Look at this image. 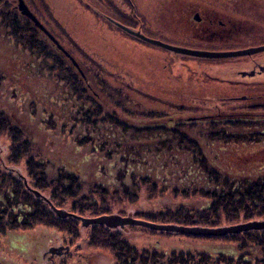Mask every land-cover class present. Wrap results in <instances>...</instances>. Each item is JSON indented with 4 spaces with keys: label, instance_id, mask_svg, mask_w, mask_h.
<instances>
[{
    "label": "trees",
    "instance_id": "16d2710c",
    "mask_svg": "<svg viewBox=\"0 0 264 264\" xmlns=\"http://www.w3.org/2000/svg\"><path fill=\"white\" fill-rule=\"evenodd\" d=\"M1 1L0 21L9 35L38 59L52 60L53 69L60 72L58 80L69 85L78 103L76 114L62 113L61 121L50 114L54 124L61 123L50 125V130L61 127L58 132L66 136L57 144L55 156L67 157L58 163L51 162L52 157L39 146L49 135L35 124L37 119H31L36 109L29 118L26 104L17 114L16 106L2 103L0 135L9 137L10 153L2 159L0 152V166L4 164L0 169V243L11 229L25 231L38 225L78 233V221L57 217L47 200L36 197L11 173L6 160L23 164L34 188L50 192L48 199L56 207L66 206L80 215L116 211L125 215L127 201L145 207L136 209L133 216L156 223L213 227L264 219V99H233L229 106L175 105L178 111L196 112L210 106L211 112L205 119L192 121L176 111L169 115L171 120L159 122L167 113L140 108L130 102L124 88L103 78L99 79L101 93L93 95L81 64L86 77L31 19L11 6L6 12L7 0ZM121 112L133 115L132 122L120 116ZM140 114L143 119L136 117ZM94 234L93 246L110 249L116 264H264V230L225 237L165 232L166 236L218 244L171 248L161 244L142 247L100 225Z\"/></svg>",
    "mask_w": 264,
    "mask_h": 264
},
{
    "label": "rangeland",
    "instance_id": "374dc122",
    "mask_svg": "<svg viewBox=\"0 0 264 264\" xmlns=\"http://www.w3.org/2000/svg\"><path fill=\"white\" fill-rule=\"evenodd\" d=\"M182 1L195 0H25L40 22L60 40L62 46L66 47L73 54V57H76L79 65L81 64L86 72L91 84H89L90 91L95 96H98V92L101 93L99 88L102 85L99 79L103 78L114 87L124 88V91H127V96L131 98L130 102L135 101L140 108L158 109L167 113L168 115L165 114L164 117L158 118L159 122H165L167 119L171 120L172 117L170 116L175 114L176 111L182 119L192 121L197 120L198 115L203 117L210 113V106L208 108L205 106L207 110L204 109L199 112L189 109L178 111L174 107L177 104L195 106L198 103L195 101L197 98L204 100L208 98L206 101L209 102H203V104H209L213 107L219 106L221 103H226L225 106H229V102L233 101L230 98L228 99L231 95L248 94L250 98L244 101H262L264 99V78L251 80L250 89L239 87L237 84L231 85L229 79L232 80L237 77V72L229 68L232 67V63L201 60L194 62L185 56L164 49H157L152 44L150 45L140 38L138 39L124 32L107 19V16H110L132 28L136 26V31L139 28L141 31L143 23L145 25V21L151 18L156 29L165 26L169 27L173 34H176L174 29L177 26L175 24L177 20L173 8H177ZM1 2H4V0ZM17 3L18 0H7L5 11L8 12L10 6L18 11ZM162 6L166 7L167 11H161ZM0 10H2L1 5ZM240 12L243 15L248 13L255 18V21L251 23L252 30L250 32L252 35L249 36L248 41L244 32V37L237 38L238 41L241 40V43H238L246 44L249 40L255 39V36L264 34V0H257L255 4L250 3L248 6L243 7ZM164 17L166 22L162 20ZM0 23V107L3 105L2 103H8L11 106H16L13 111L16 110L17 112L21 106L23 107L26 104V109L28 108L27 117L29 118L30 112L32 113V110L36 109L35 115L31 119L33 121L37 119L38 123L35 124L46 129V133L49 135L39 144L43 149V153L48 157L51 156L52 160L49 159L54 163L66 160L67 156L65 155L63 159L55 156L58 153L57 144L62 142L61 140H66V136L64 137L58 132L61 127L56 132H54V129L50 130V125L53 128L61 124L57 122L54 124L50 114L56 115L55 117L60 118L61 121L62 113H65L66 116L71 113L76 114L77 110L75 109H77L78 101L69 85L58 80L57 73L60 75V72L53 69L55 63L49 59H46L47 61L38 59L32 51L30 52L19 46L14 38L9 35V29L2 25L1 21ZM43 34H45L44 31ZM259 42L264 41L261 39L255 40L256 44H259ZM95 64H99V67H95ZM195 64L201 65L202 73H208L205 77L202 74L203 82L196 74L192 75L194 73H190V71H193L190 68H194L193 65ZM185 66L190 67L188 71ZM239 66L241 65L239 64ZM94 72L99 73L98 79L94 77L96 75ZM128 87L131 89L128 90ZM192 95H194V100L191 97ZM17 114L15 115L17 116ZM124 114L123 112L119 113L125 120L132 122L130 119L134 116H125ZM12 117L14 118V116ZM136 117L144 118L141 114ZM191 117H195V119H190ZM63 118L65 117L63 116ZM173 120L171 123H173ZM37 139H39L38 136ZM52 139L53 142L50 141ZM49 143L52 145L48 146ZM9 144V137L2 133L0 135L2 159L8 158L10 153ZM232 147L235 146L232 145ZM68 150L71 149L68 148ZM6 162V167L11 170L13 175H17L24 182L27 179L29 185L34 188L32 179L28 176V171L23 164L15 163L13 165L7 160ZM1 168H4L2 163ZM48 168L52 171L50 168L53 167L49 164ZM34 189L40 190L38 188ZM40 191L47 199L50 197V192ZM124 206L126 209L123 216L133 214L138 208H145L142 204H128L127 201ZM60 208L75 213L69 207L63 206ZM116 213L119 212L116 211ZM55 214L59 217L56 212ZM75 214L86 217L95 216L89 213ZM70 218L78 221V233L59 229L55 226L48 227V225H38L25 231L19 229L9 230L7 236L3 237L0 243V260L5 264H79L82 262L78 253L80 252L87 254V263L116 264L115 256L110 249L93 246L94 231L99 224L85 226L83 220L73 215L64 217L68 221ZM237 223L243 222H236L235 224ZM224 225L227 224L224 223ZM142 228L134 225L127 226L124 231L125 236L142 247L146 244H151V246L161 244L168 248H171V246L184 247L185 245H192V243L201 246L209 244L185 236H181V238L175 235L166 236L163 231L153 232ZM211 244L215 245L217 243ZM80 245H82L81 248ZM62 246H69V251L65 252L64 249L62 254H50L49 250L52 247ZM44 254H48L50 258L55 257L51 261Z\"/></svg>",
    "mask_w": 264,
    "mask_h": 264
},
{
    "label": "flooded vegetation",
    "instance_id": "af4514ba",
    "mask_svg": "<svg viewBox=\"0 0 264 264\" xmlns=\"http://www.w3.org/2000/svg\"><path fill=\"white\" fill-rule=\"evenodd\" d=\"M254 1L257 2V0H198V1L195 0V1H184V2L182 1L177 8L176 7L173 8L175 19L177 20L175 23L177 26L174 29L176 31V34H173L172 31L169 30V27L163 26V28L161 29H156L155 23L154 21L151 20V18L147 19L146 21L144 20L146 24L144 25L143 23V29L141 27V31L139 30L140 28L137 29V31L139 30L149 38H153L155 40H159L170 44H175L181 47H187L190 49L195 48L201 50L206 49L210 51H227V50L249 49L251 47H259L260 45H264V42H259V44H256L255 40L261 39L264 41V34L255 36V39L249 40V42L246 44L245 43L240 44L241 40L238 41L237 39V38L241 39L242 37H244L243 32L245 33V37L247 38V41L249 36L251 37L252 35L250 32V30H252L251 23L255 21V18L248 13L243 15V13L240 12V10H242L243 7L248 6V4L250 3L255 4ZM160 10L167 11L166 7L164 6H162ZM162 20L165 21V17ZM134 30H136V28ZM148 44L150 45L152 44L157 49H161V50L164 49L166 51H170L167 48L163 46L161 47L154 43H148ZM182 56H185L186 58L193 60L194 62L201 60L205 62L221 61L223 63H227L228 61L232 63L231 64L232 67L229 68L237 72L236 73L237 77L232 80L229 79L230 81L229 83H231V85L237 84V86L242 88L250 89L253 79L261 80V78H264L263 77L264 50L256 53H251L249 55L248 54L238 55L236 57L216 58V59L213 58L204 59L199 57L194 58L188 55H182ZM239 64L241 66H239ZM193 66L195 67L190 68L189 66H185V68L187 71L188 68L193 69V71H190V73L193 72L194 74L191 73L192 75L196 74V76L198 78L200 77L199 79L202 80L201 82H203L204 79L201 78L202 74L204 75L203 77H205L207 76L208 73L207 72H206L207 74L202 73L203 70L202 68H200L201 65L199 64H195ZM168 91H170V89H168ZM229 98L230 100L233 99L247 100L250 98V95L248 94H241L240 96L231 95L228 97V99ZM206 100L197 98L195 101L196 103L197 102L208 103L209 101L207 102ZM177 105H183V104H177ZM198 117L199 118H197V120L205 119L204 116L200 117V115H198ZM100 226L103 227L104 229L106 228L111 232H116L120 234L123 232V235H126L124 231L127 226L124 228L116 227L115 229H109L105 225H100ZM81 247L82 245H80V248ZM78 253H79V258H81L82 260V262H80L79 264H90L89 262L88 263L86 262L87 254L85 255L80 252ZM46 255L47 257L50 258L48 254H44V256ZM54 257L50 258V260L52 261Z\"/></svg>",
    "mask_w": 264,
    "mask_h": 264
},
{
    "label": "water",
    "instance_id": "95a60500",
    "mask_svg": "<svg viewBox=\"0 0 264 264\" xmlns=\"http://www.w3.org/2000/svg\"><path fill=\"white\" fill-rule=\"evenodd\" d=\"M18 9L21 12L22 15L28 17L31 19L35 26L40 28V30H43L45 34L53 40V42L56 44L57 47H59L65 55L71 59L72 63L74 66H76L81 75L84 77V72L83 69L80 67L79 62L77 61L76 57H73L71 53L66 49V47H63L60 41L51 33L46 26L43 25L42 22H40L39 18L34 14V12L31 10L30 6L26 4L25 0H18L17 3ZM107 19L113 23L115 26L119 27L122 29L124 32L129 33L133 35L136 38H140L146 43H154L159 46H163L170 50L172 53L178 54V55H188L191 57H199V58H227V57H236L238 55H249L251 53H256L264 50V45H260L259 47H251L249 49H238V50H227V51H210V50H201V49H190L187 47H181L175 44H170L166 42H162L159 40H155L153 38H149L146 36L144 33L140 31L134 30V28L130 27L129 25L127 26L124 23H121L118 20H115L114 18L107 16ZM190 119H195V117H191ZM26 187L36 195V197H41L44 200H47L48 203L50 204L51 208L53 211H55L58 216L61 218L67 217L69 215H73L77 217L80 220H83V224L85 226L88 225H94L95 224H100V225H105L109 229H115L116 227H121L124 228L129 225H134V226H141L146 229H152V230H157V231H163V232H174V233H179V234H185V235H195V236H221L225 237V235H232L235 233H242L246 231H251V230H264V219H257V220H251V221H246L243 223H237L235 225H224V226H213V227H208V226H197V225H192V226H187V225H178L174 223L166 224V223H156L150 220H145L143 218H136L132 214H126V216H123L119 213L115 214H109V213H104V215H98V216H93V217H86V216H79L76 215L75 213H70L68 210H65L63 208H57L51 200H48L45 196L42 195V192L40 190H36L32 188L27 179L25 181ZM68 252L69 251V246L65 247H52L49 251L50 254H62L64 251ZM0 264H5L3 261L0 260Z\"/></svg>",
    "mask_w": 264,
    "mask_h": 264
},
{
    "label": "bare ground",
    "instance_id": "6f19581e",
    "mask_svg": "<svg viewBox=\"0 0 264 264\" xmlns=\"http://www.w3.org/2000/svg\"><path fill=\"white\" fill-rule=\"evenodd\" d=\"M194 95H192L191 97L193 98ZM116 213V212H115ZM115 213H109V214H115ZM120 214V213H119ZM107 227V226H106Z\"/></svg>",
    "mask_w": 264,
    "mask_h": 264
}]
</instances>
